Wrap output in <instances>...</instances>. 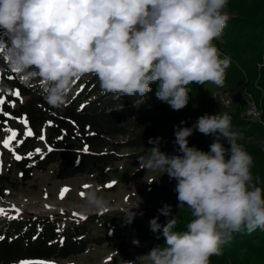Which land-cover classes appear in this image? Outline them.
<instances>
[{"label": "clouds", "instance_id": "1", "mask_svg": "<svg viewBox=\"0 0 264 264\" xmlns=\"http://www.w3.org/2000/svg\"><path fill=\"white\" fill-rule=\"evenodd\" d=\"M227 5L228 0H0V67L15 72L25 87L38 83L54 108L91 74L103 94L117 98L145 97L158 83L156 97L179 111L189 103V85L224 86L231 59L221 58L213 41L230 19ZM194 130L214 137L209 151L189 146ZM174 135L181 154L168 155L160 149L161 138H151L154 146L139 163L177 181V207L190 209L192 219L185 230H176L172 206L164 204L158 213L166 222L158 215L149 228L162 233L165 245L126 264H211L235 233L264 231V187L252 175L253 157L237 143L241 134L231 117L206 113L192 127L176 126ZM83 195L88 207L107 210L108 201L95 189ZM135 216L126 210L123 218L130 224Z\"/></svg>", "mask_w": 264, "mask_h": 264}, {"label": "trees", "instance_id": "2", "mask_svg": "<svg viewBox=\"0 0 264 264\" xmlns=\"http://www.w3.org/2000/svg\"><path fill=\"white\" fill-rule=\"evenodd\" d=\"M226 9L233 17L213 44L219 49L221 58L230 57L231 63L225 70L224 86L218 88L232 89L239 81L245 83V100L239 101L229 116L233 130L241 134V141L237 143L253 157L252 175L258 178L259 186L264 187V69L257 68V64L264 63V0H228ZM35 84L25 87L18 82L15 72L0 67V98L5 99V104L0 105L3 109L0 111V134L13 122L24 124L25 118L28 122L24 127L33 132L32 136L19 135L7 147L11 156L22 157L13 162V169L22 182L51 165L56 167L55 178L65 180L107 168L124 159L139 162L148 156L149 139L165 129L174 132L176 126L192 127L201 116L200 110L213 105V98H208L204 90L209 83L189 85V103L182 110L174 111L156 97L158 83L151 85L152 91L145 97L124 95L117 98L113 94H103L98 79L87 74L75 83L65 103L54 108L45 101L40 86ZM17 89L21 92L19 98L11 94ZM247 97L261 110L260 121L242 116ZM133 105H140L147 113L154 114L150 126L146 117L127 116L126 111ZM41 135L43 147L35 148L34 143ZM250 137L260 139L262 145L246 143ZM213 139V136H206L196 147L209 151ZM123 151L132 153L123 156ZM7 183L6 177L0 176V195L8 189ZM171 206L177 219L176 230H185L192 219L191 212ZM57 217L24 214L10 222L0 219V237H3L0 239V264L39 263L81 255L89 245H100L104 241L92 239L90 232L95 225L108 229L111 237L119 233L110 226L108 215L85 216L72 224H63ZM166 220L164 217L161 224ZM133 227L139 238L157 246L165 245L162 233H153L138 219H134ZM222 252L223 255L210 258L211 264H264V231L235 233L229 243L222 245Z\"/></svg>", "mask_w": 264, "mask_h": 264}, {"label": "rangeland", "instance_id": "3", "mask_svg": "<svg viewBox=\"0 0 264 264\" xmlns=\"http://www.w3.org/2000/svg\"><path fill=\"white\" fill-rule=\"evenodd\" d=\"M226 11L230 18L233 17L227 9ZM3 38V30H0V39ZM220 42H222V39H220ZM34 86L38 87L39 84L36 83ZM244 87L245 83L243 81H239L232 89H220L209 83L205 85L204 90L208 98H227L230 101L229 106L218 105L216 108L219 113L230 115L234 112L239 101L245 100V96H243ZM213 107L211 104L201 109L200 115L212 114ZM245 111L242 116H244ZM147 112L140 105H133L132 108L126 111L127 116L130 118L146 117L147 125L150 126L154 121V114ZM7 128L17 133L16 138L10 143L14 142L19 135L27 133L24 124L19 122L9 124ZM10 135L11 133L8 130L0 134V176L6 177L8 182V189H4L0 195V209H4V213L0 214V219L3 218L5 221L10 222L16 216L24 214H31L40 218L47 215L48 217L58 216L57 218L63 224H72L80 220L81 217L99 214L110 216V226L119 231L116 236L111 237L108 229L103 228L101 225H95L92 227L90 234L92 239H104L102 244L89 245L87 250L78 256L66 259L53 258L43 262H47V264H126V261H134L138 256L145 255L154 247H157L156 244L149 243V240L139 238L134 231V220L129 224L123 216L126 210H131L136 213L134 219H138L143 227H149V221L159 215L158 209L164 204L178 205L177 194L174 191L177 181L174 178H170L166 173L162 175L159 171H148L142 168V164L139 162L124 159L113 163L107 168L65 180L55 178L54 171L56 167L51 165L42 172H34L29 181L22 182L13 169L15 157L9 154L3 144L4 139ZM206 136L211 135H204L194 130L193 135L188 138L189 146L196 147ZM156 137L161 138V151L168 155L181 154L178 152V145L175 144L174 132L165 129L160 131ZM240 141L241 139L237 142ZM245 142L262 145L260 139L256 137H250ZM222 143L226 148L229 147L226 140H222ZM153 146L151 144L149 148ZM34 147H43L41 139L36 140ZM131 153L132 151H123L121 155L129 156ZM149 154L150 150L148 149ZM109 184L112 186L108 187ZM64 188H67L68 191L61 198L60 193ZM91 189H95L108 201L106 211H99L86 205L82 194ZM138 205L139 207L135 208ZM179 208L191 212L186 206ZM15 209L20 210L19 214ZM164 217L159 215L160 223L164 220ZM134 241H138V243H134ZM136 264H146V262L137 260Z\"/></svg>", "mask_w": 264, "mask_h": 264}, {"label": "snow or ice", "instance_id": "4", "mask_svg": "<svg viewBox=\"0 0 264 264\" xmlns=\"http://www.w3.org/2000/svg\"><path fill=\"white\" fill-rule=\"evenodd\" d=\"M10 78H11V77H10ZM11 94L14 95V96H16V97H18V98L21 96V92H20V90H18V89L15 90V91H13ZM20 102L23 103V100L21 99ZM4 104H5V99H4V98H0V105H4ZM12 106L14 107L15 104L13 103ZM0 111H3V109L0 108ZM4 114H5V115H8V113H6V112H5ZM22 122H23L24 124H27L28 121H27V119L25 118V119H23ZM8 131L11 133V135L8 136L7 138H5L4 141H3V144H4V146H5L6 148L9 147L10 142H11L12 140H14V139L16 138V135H17V133H16L14 130H12V129H8ZM26 134H27L28 136H32V135H33V132H32V130L29 128V129L27 130V133H26ZM40 139L43 140L44 137L41 135ZM37 151H40V150L37 149ZM49 151H51V149H49ZM84 151H87V148H85ZM28 155L31 156L32 153H28ZM15 159L20 160V159H22V157H21L20 155H15ZM111 186H112L111 184L108 185V187H111ZM67 191H68L67 188H64V189L61 190V193H60L61 198H63L64 194L67 193ZM82 195H83V194H82ZM13 207H15V206H13ZM15 210H16L17 214H19L20 210H19V209H15ZM3 213H4V209H0V214H3ZM74 215H77V214H74ZM81 219H85V217H81ZM0 239H3V237H0ZM20 264H29V262H27V261H20ZM39 264H47V262H43V261H41V262H39Z\"/></svg>", "mask_w": 264, "mask_h": 264}, {"label": "built area", "instance_id": "5", "mask_svg": "<svg viewBox=\"0 0 264 264\" xmlns=\"http://www.w3.org/2000/svg\"><path fill=\"white\" fill-rule=\"evenodd\" d=\"M247 110L245 111V118L252 121H260L261 118V110L254 104L250 97H247ZM219 102V103H218ZM230 101L226 98L219 97L218 99L213 98L212 114H218L219 110L216 108L218 105H226L229 106ZM226 144L228 145L227 141Z\"/></svg>", "mask_w": 264, "mask_h": 264}]
</instances>
